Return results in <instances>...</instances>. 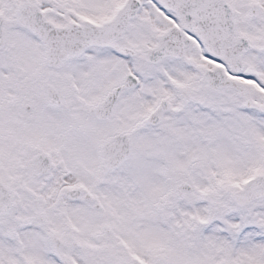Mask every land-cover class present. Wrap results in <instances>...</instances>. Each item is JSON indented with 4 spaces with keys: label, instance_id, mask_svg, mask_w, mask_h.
Instances as JSON below:
<instances>
[{
    "label": "snow or ice",
    "instance_id": "obj_1",
    "mask_svg": "<svg viewBox=\"0 0 264 264\" xmlns=\"http://www.w3.org/2000/svg\"><path fill=\"white\" fill-rule=\"evenodd\" d=\"M0 264H264V0H0Z\"/></svg>",
    "mask_w": 264,
    "mask_h": 264
}]
</instances>
